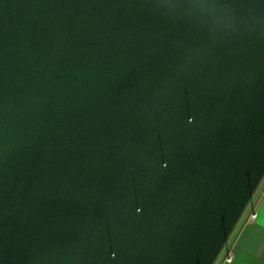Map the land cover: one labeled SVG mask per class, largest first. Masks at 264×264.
I'll return each instance as SVG.
<instances>
[{
    "label": "water",
    "instance_id": "obj_1",
    "mask_svg": "<svg viewBox=\"0 0 264 264\" xmlns=\"http://www.w3.org/2000/svg\"><path fill=\"white\" fill-rule=\"evenodd\" d=\"M264 178V0H0V264H215Z\"/></svg>",
    "mask_w": 264,
    "mask_h": 264
},
{
    "label": "crops",
    "instance_id": "obj_2",
    "mask_svg": "<svg viewBox=\"0 0 264 264\" xmlns=\"http://www.w3.org/2000/svg\"><path fill=\"white\" fill-rule=\"evenodd\" d=\"M215 264H264V178Z\"/></svg>",
    "mask_w": 264,
    "mask_h": 264
},
{
    "label": "built area",
    "instance_id": "obj_3",
    "mask_svg": "<svg viewBox=\"0 0 264 264\" xmlns=\"http://www.w3.org/2000/svg\"><path fill=\"white\" fill-rule=\"evenodd\" d=\"M251 218H254V215H252ZM225 261H226V262H231V257H230V256H227V257L225 258Z\"/></svg>",
    "mask_w": 264,
    "mask_h": 264
},
{
    "label": "trees",
    "instance_id": "obj_4",
    "mask_svg": "<svg viewBox=\"0 0 264 264\" xmlns=\"http://www.w3.org/2000/svg\"><path fill=\"white\" fill-rule=\"evenodd\" d=\"M249 206V205H248ZM225 248V247H224ZM224 250V249H223ZM222 253V252H221Z\"/></svg>",
    "mask_w": 264,
    "mask_h": 264
},
{
    "label": "rangeland",
    "instance_id": "obj_5",
    "mask_svg": "<svg viewBox=\"0 0 264 264\" xmlns=\"http://www.w3.org/2000/svg\"><path fill=\"white\" fill-rule=\"evenodd\" d=\"M221 255V254H220Z\"/></svg>",
    "mask_w": 264,
    "mask_h": 264
}]
</instances>
